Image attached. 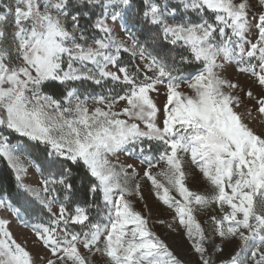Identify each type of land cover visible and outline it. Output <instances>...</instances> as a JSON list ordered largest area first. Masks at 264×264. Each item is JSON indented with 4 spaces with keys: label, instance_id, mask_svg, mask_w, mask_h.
I'll return each mask as SVG.
<instances>
[{
    "label": "snow or ice",
    "instance_id": "6c2138e0",
    "mask_svg": "<svg viewBox=\"0 0 264 264\" xmlns=\"http://www.w3.org/2000/svg\"><path fill=\"white\" fill-rule=\"evenodd\" d=\"M0 158V264H264V0H0Z\"/></svg>",
    "mask_w": 264,
    "mask_h": 264
},
{
    "label": "rangeland",
    "instance_id": "374dc122",
    "mask_svg": "<svg viewBox=\"0 0 264 264\" xmlns=\"http://www.w3.org/2000/svg\"><path fill=\"white\" fill-rule=\"evenodd\" d=\"M91 67V65H89ZM65 70L67 69V64H64ZM75 86V85H73ZM45 91L49 92V94H54L49 89H45ZM91 91V89H90ZM96 92H100L99 88L95 89ZM248 108H252V104H248ZM246 122L250 123V126L254 127L258 131L261 127V122L259 120V113L256 111H252V116L248 117L245 116ZM17 137L15 135H12L10 138V142H15ZM32 157L37 162H39V159L41 158V152L38 150L32 151ZM109 160L112 162H120V163H135L136 164V170L140 175H143V168L144 165H141L139 160L136 159L135 156H128L123 152L117 153L114 156H109ZM35 170L33 169L32 172ZM142 185V191L145 196L144 202H140L137 200L136 207L138 210H141L144 212L145 215L148 214V210L151 211V221L155 220H166L171 221V217L174 214L171 210L167 209L165 206H163L160 202H158L153 195L150 194V182H147L146 180L141 181ZM189 187L194 190H203V183L202 182H196V181H189ZM144 204H147V210L144 208ZM197 218L200 220L202 226L205 228L206 232L208 234H211L212 225L211 223H205V220L208 218L207 213H198ZM153 229L157 232L158 235L161 236L162 239H164L169 246L175 251V253L185 261H188L189 264H197L198 257L195 256L194 253H192L190 245L186 238L183 235V229H180L178 225H174V227L177 229V231H171L166 227V225L161 224H152ZM78 230V229H77ZM10 231L13 232L14 236L17 238L18 241H20L23 237L28 236L29 233L27 230L23 229L22 226L18 225L17 222H13L10 225ZM216 243H219V239L217 238ZM29 244H31V241L29 240ZM236 248L235 242L228 243L225 242L224 244V251L222 254L217 253L216 259L217 262L220 258H228Z\"/></svg>",
    "mask_w": 264,
    "mask_h": 264
},
{
    "label": "trees",
    "instance_id": "16d2710c",
    "mask_svg": "<svg viewBox=\"0 0 264 264\" xmlns=\"http://www.w3.org/2000/svg\"><path fill=\"white\" fill-rule=\"evenodd\" d=\"M73 172L76 174L77 183H79L81 178L84 176L83 169L82 168L77 169V168L73 167ZM0 175L6 176L9 178L11 176L10 169L8 168L6 161H4L2 158H0Z\"/></svg>",
    "mask_w": 264,
    "mask_h": 264
}]
</instances>
